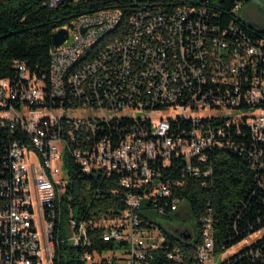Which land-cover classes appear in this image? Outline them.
<instances>
[{
	"label": "built area",
	"instance_id": "obj_1",
	"mask_svg": "<svg viewBox=\"0 0 264 264\" xmlns=\"http://www.w3.org/2000/svg\"><path fill=\"white\" fill-rule=\"evenodd\" d=\"M103 1L56 31L68 37L51 50L48 77L17 62L16 79L0 80V113L13 117L19 132L0 144V264H53L50 205L63 208L69 180L58 173L68 174L71 160L83 173L118 179L114 193L125 206L79 221L78 230H70V211L64 242L73 246L80 224H88L89 234L111 246L92 253L83 242L85 264H155L161 253L174 264H264V228L226 249L211 207L192 231L179 233L171 224L186 214L179 196L186 178L211 176L217 153L247 152L264 190V36L241 17L243 0H45V6L68 11ZM229 16L238 17V26H229ZM116 17H124V30L75 70L70 101L61 103L60 70ZM59 111H68L70 157H61ZM20 127L31 130V139L20 137ZM210 144L217 151L205 153ZM186 157H196V165L186 166ZM179 171L182 178L175 177ZM36 216L48 219L42 232Z\"/></svg>",
	"mask_w": 264,
	"mask_h": 264
},
{
	"label": "trees",
	"instance_id": "obj_2",
	"mask_svg": "<svg viewBox=\"0 0 264 264\" xmlns=\"http://www.w3.org/2000/svg\"><path fill=\"white\" fill-rule=\"evenodd\" d=\"M243 2L246 5L251 0H243ZM92 3L71 7L66 11L67 7L49 10L45 6V0H1L0 80L16 79L17 62H25L29 70L38 77H48L51 50L54 48V34L77 15L93 12L100 9L97 8L98 6L103 8L107 4L104 1ZM232 17L238 20L237 16H229V25L232 23L230 22ZM250 25L264 36L263 30ZM234 26H238V22H235ZM0 126L6 128V132L0 130L1 146L15 140V135L18 137L19 132L15 134V128L12 129L1 121ZM20 137L28 139L22 129H20ZM216 151L217 149L209 153ZM1 153L3 155V151ZM212 159L214 171L211 176L201 179L186 178L185 187L179 190V196L186 199V214L177 218H181L184 229L192 231L193 222H199V216L211 207L216 219L218 243L230 249L248 235L264 228V190L257 184L258 173L251 169L252 160L247 152L242 150L220 152ZM67 163L69 182L61 201L63 208L60 210L64 211L61 212L60 217L62 223L57 222L55 228L56 247L53 264H85L81 260L84 253L83 244L72 246L64 242L67 230L66 219L70 211L75 219L73 221L79 226V221L118 213L124 210L125 206L121 202L122 197L114 193L119 188L118 179L108 178L98 172L83 173L74 161ZM1 168L2 160H0V170ZM175 177L182 178L181 172H176ZM237 217L240 220L236 223ZM187 221L191 222L189 228L185 225ZM235 223L236 229H234ZM81 225L86 226L90 252L109 250L111 247L109 243H102L97 234H89L88 224ZM169 236L175 241L178 240L172 234ZM160 255L155 264H174L167 260L164 254Z\"/></svg>",
	"mask_w": 264,
	"mask_h": 264
},
{
	"label": "bare ground",
	"instance_id": "obj_3",
	"mask_svg": "<svg viewBox=\"0 0 264 264\" xmlns=\"http://www.w3.org/2000/svg\"><path fill=\"white\" fill-rule=\"evenodd\" d=\"M231 20L232 21L230 22L232 23L229 26H234L235 22H238L237 18L235 17H232ZM122 30H124V17H116V22L113 23V25L104 27L103 32L95 35V38L94 40H92V43H89L87 45V49H81V52L75 53V56L74 58H72V61H66V65L63 66V69L60 70L59 73L61 103H69L70 101V88L67 87L69 83V77L75 74V70H78V68H83L84 66H86L87 63H89L90 60H93V58H95L96 55L101 52L102 47L106 45L107 41L112 39L113 36H116V34H119V32H121ZM0 121L6 125H9V127L12 129L15 128L13 127V117H10V115H3V113H0ZM56 126H58L57 136L60 137L61 157H65V155L68 156L70 155V153L73 152L74 148V140H72L71 132H69L68 129V111H59L58 119H56ZM20 129H22L24 133H26L28 139H31V130H29L28 127H20ZM216 149L217 144H210L208 146H205V153L212 152ZM195 165L196 157H186V166ZM50 212H54L55 229L57 222H61L60 217L62 215V210H60V208H57V205H50ZM40 218L42 221V226H48L47 217L40 216ZM75 222L73 220H70V227L72 228V230L79 229L77 222ZM85 227L86 226H80V238L74 239L73 245H79L80 243L82 245L83 242H88V235ZM54 243V236H52V244L55 245Z\"/></svg>",
	"mask_w": 264,
	"mask_h": 264
},
{
	"label": "rangeland",
	"instance_id": "obj_4",
	"mask_svg": "<svg viewBox=\"0 0 264 264\" xmlns=\"http://www.w3.org/2000/svg\"><path fill=\"white\" fill-rule=\"evenodd\" d=\"M240 15L248 23L264 31V0H251L249 4L243 6ZM58 175V179H64L66 181L69 180L67 178L68 174L65 172H60L58 173ZM163 222L165 221L163 220ZM36 223L39 227L40 232H42V221L40 216H36ZM171 224L173 227H175L177 225V222L174 220L171 222ZM185 225L189 228L191 226V222L187 221ZM70 230H72L71 227Z\"/></svg>",
	"mask_w": 264,
	"mask_h": 264
},
{
	"label": "water",
	"instance_id": "obj_5",
	"mask_svg": "<svg viewBox=\"0 0 264 264\" xmlns=\"http://www.w3.org/2000/svg\"><path fill=\"white\" fill-rule=\"evenodd\" d=\"M68 37V32L66 30H60L56 32L53 36V45L59 47L62 45ZM184 238H190V234H184Z\"/></svg>",
	"mask_w": 264,
	"mask_h": 264
},
{
	"label": "flooded vegetation",
	"instance_id": "obj_6",
	"mask_svg": "<svg viewBox=\"0 0 264 264\" xmlns=\"http://www.w3.org/2000/svg\"><path fill=\"white\" fill-rule=\"evenodd\" d=\"M183 229H184V224L181 218L180 219L177 218V228H176L177 232L181 233Z\"/></svg>",
	"mask_w": 264,
	"mask_h": 264
}]
</instances>
